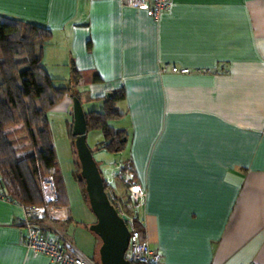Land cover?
Instances as JSON below:
<instances>
[{"label":"crops","instance_id":"obj_1","mask_svg":"<svg viewBox=\"0 0 264 264\" xmlns=\"http://www.w3.org/2000/svg\"><path fill=\"white\" fill-rule=\"evenodd\" d=\"M0 14L53 31L44 65L67 83L79 72L75 89L86 112L125 92L124 115L113 122L128 139L117 169L129 163L147 190L139 213L160 264H264V0H173L159 19L122 0H0ZM164 63L190 72H161ZM74 97L67 92L49 111L66 206L42 223L84 255L63 228L78 211L56 137L60 129L75 166ZM101 170L129 210L127 186L119 179L124 195L117 193L116 171ZM73 186L94 224L76 179ZM2 192L0 264H51L25 244L24 205Z\"/></svg>","mask_w":264,"mask_h":264},{"label":"trees","instance_id":"obj_2","mask_svg":"<svg viewBox=\"0 0 264 264\" xmlns=\"http://www.w3.org/2000/svg\"><path fill=\"white\" fill-rule=\"evenodd\" d=\"M52 38L53 31L44 25L0 14V189L22 205L45 202L43 179L49 174H54L59 190L55 207L66 204L48 115L67 92L79 96L75 89L79 72L74 70V79L65 85H59L58 79L49 74L42 52ZM124 97L123 90L115 91L101 98L103 109L86 112L88 132L98 129L104 134L99 148L111 152L126 148L127 131L111 123L124 115L118 108ZM70 129L74 138V176L90 206L72 125ZM105 183L109 193L106 179Z\"/></svg>","mask_w":264,"mask_h":264},{"label":"built area","instance_id":"obj_3","mask_svg":"<svg viewBox=\"0 0 264 264\" xmlns=\"http://www.w3.org/2000/svg\"><path fill=\"white\" fill-rule=\"evenodd\" d=\"M125 4L145 10L150 16L159 19L162 13L171 6L173 0H122ZM161 72L189 73V68L164 63ZM117 176L127 186L131 194L128 209L117 199L114 191L109 196L121 215H127V224L131 231L129 248L126 257L134 264H160L162 254L150 245L145 236V223L140 215V208L145 205L147 190L136 179V174L129 163L119 165ZM45 202L38 205H24L26 231L25 244L31 250L47 254L51 264H99L88 257L74 251L70 243H63L56 236L49 234L42 220L55 211V203L59 200V192L54 174L43 180ZM142 212V211H141ZM140 224V225H139Z\"/></svg>","mask_w":264,"mask_h":264},{"label":"water","instance_id":"obj_4","mask_svg":"<svg viewBox=\"0 0 264 264\" xmlns=\"http://www.w3.org/2000/svg\"><path fill=\"white\" fill-rule=\"evenodd\" d=\"M75 122L73 134L81 162V175L86 182L90 206L97 221L90 229L102 240L100 247L101 264H134L126 257L131 231L127 215H121L111 200L100 166L93 149L88 143V122L86 111L79 96L74 97Z\"/></svg>","mask_w":264,"mask_h":264},{"label":"rangeland","instance_id":"obj_5","mask_svg":"<svg viewBox=\"0 0 264 264\" xmlns=\"http://www.w3.org/2000/svg\"><path fill=\"white\" fill-rule=\"evenodd\" d=\"M57 83L59 85H65L67 81L66 80L57 81ZM103 101H97L98 103L93 102L92 108L96 110L102 109L104 107ZM113 122L114 124L116 123V125L119 124L114 119H112L111 123L113 124ZM50 126H51V123H50ZM59 130L56 131V134H57L56 137H57V143H58V154H60L59 157L63 162V167H65L68 170L67 178L70 179V194H71L72 199L74 200V208H76L78 211V212L74 211V215H73V216L76 215L77 218L74 217V221H71V222L69 220H68L69 222L65 221L63 228H65V231L69 233L70 235L69 239L73 243V245L76 248L84 250L86 252V253L83 252L84 256L88 257L91 260L94 259L96 263L101 264L99 254L96 250V243H97V240H100L99 239L100 237L90 229L92 223L88 222V218H87L88 211L85 208V205L82 201V195L79 190L77 191V189L76 190L74 189L75 186H73V184L75 183V179H76L74 176L75 166L71 165L72 160L67 153L68 141L64 140V136L63 134L60 133ZM52 140H53V133H52ZM103 141H104V134L100 130L92 129L89 131L88 143L91 146V148L94 150L93 153H94L95 159L97 160V162L101 160L104 161V165L101 166V169L104 170L106 168H109V169H112L111 171L113 170L116 171L115 172L116 177H114L115 179L113 180V185L115 186V191L117 193L120 192V194L124 195L123 194L124 192L122 190L123 188L119 189V186H123L121 182L122 180L120 179L121 180L120 181L119 178L117 177L118 161H120V159H122L123 157L118 155L119 154L118 152H111L106 149L102 151L96 150L98 148L97 145H99ZM99 149H104V148H99ZM107 180H108V177H107ZM57 188H58V185H57ZM110 190L111 191L113 190L111 186H110ZM147 197H145V205L142 208H140V210L142 211L146 209ZM64 210L65 209L61 208L57 212L59 217H64V212H65ZM60 213H63V216H61Z\"/></svg>","mask_w":264,"mask_h":264},{"label":"clouds","instance_id":"obj_6","mask_svg":"<svg viewBox=\"0 0 264 264\" xmlns=\"http://www.w3.org/2000/svg\"><path fill=\"white\" fill-rule=\"evenodd\" d=\"M100 258V257H99Z\"/></svg>","mask_w":264,"mask_h":264}]
</instances>
